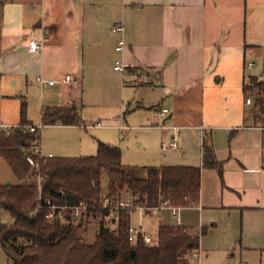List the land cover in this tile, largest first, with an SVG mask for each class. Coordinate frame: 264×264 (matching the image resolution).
<instances>
[{
  "label": "crops",
  "instance_id": "crops-1",
  "mask_svg": "<svg viewBox=\"0 0 264 264\" xmlns=\"http://www.w3.org/2000/svg\"><path fill=\"white\" fill-rule=\"evenodd\" d=\"M120 23L125 25L127 47L123 54L116 51L120 35L112 31ZM30 40L43 43V49L30 53ZM219 42H234V49L245 51L251 47L250 54L257 49L264 59V0H0L1 90L6 101L20 100L21 110L23 102L28 107L27 100L13 93L23 88L29 93L36 87L42 95V110L45 89L61 85H42L38 81L39 77L51 81L46 79L45 69L46 61H51L58 69H70L78 80L75 86L58 88L66 98V106L79 109L78 100L90 98L87 89L91 85L105 86L115 78L127 112L116 126L102 121L96 124L118 129L124 124L129 129L126 114L159 123L141 129L164 132L161 147L165 161L161 166L202 168L203 144L212 146L222 173L202 168L197 206L181 207L177 217L168 208L153 215L135 211L131 216V226L147 235L145 220L157 219L158 232L162 225L183 227L184 208L196 211L197 227L184 228L196 235L191 230L200 229L202 260L203 252L208 255L225 248L224 241L215 235L222 226L223 214L243 220L246 227L244 216L264 211V129L255 124L256 104L252 107V100L247 104L245 78L243 105L236 103L230 114L207 113V56L222 47ZM121 60L124 72H117L114 67ZM250 64L248 68L254 66ZM107 66L112 67L109 76L103 71ZM258 77L264 80L263 73ZM163 109L168 112L162 114ZM28 121L33 126L41 124ZM47 127L41 130V137ZM173 142L176 149L165 146ZM183 149L185 153L179 152ZM165 209L178 225L161 222L159 214ZM154 214L159 216L154 218ZM137 216L139 222L135 225L133 219ZM242 246L241 259L249 260L254 255L264 264L261 245Z\"/></svg>",
  "mask_w": 264,
  "mask_h": 264
},
{
  "label": "trees",
  "instance_id": "trees-1",
  "mask_svg": "<svg viewBox=\"0 0 264 264\" xmlns=\"http://www.w3.org/2000/svg\"><path fill=\"white\" fill-rule=\"evenodd\" d=\"M248 78L243 91L249 96L256 88L253 114L255 124L264 129V80ZM83 123L73 105L41 110L43 126ZM30 126L23 102L19 125L0 133V156L17 180L0 185V243L14 264H190L191 252L200 247V234L162 225L156 244L147 245L141 236L132 243L131 216L138 207L153 209L165 202L173 207L198 204L202 168L222 173L212 146L203 144L202 168L125 166L120 148L101 141L95 155L49 158L39 148L41 130L30 132ZM122 193L130 197L131 209L116 207ZM106 199L111 204L105 208ZM47 201L64 209L52 211ZM80 205L99 221L92 245L84 242L71 214V208ZM50 213L52 220L46 218Z\"/></svg>",
  "mask_w": 264,
  "mask_h": 264
},
{
  "label": "rangeland",
  "instance_id": "rangeland-1",
  "mask_svg": "<svg viewBox=\"0 0 264 264\" xmlns=\"http://www.w3.org/2000/svg\"><path fill=\"white\" fill-rule=\"evenodd\" d=\"M222 46L213 55L207 56L208 69L210 70L209 78L206 85V109L207 113L212 112L217 115L230 114L236 103L243 105L246 97L242 94L243 79L249 81L250 76H260L264 72V59L261 57L260 51L255 49L250 54L248 47L246 51L240 47L234 49V42H219ZM264 48V44H261ZM236 48V47H235ZM253 49V48H251ZM262 49V48H261ZM51 61H46V79L58 81L66 75H73L70 69H58L53 66ZM249 63L254 64L252 68H248ZM112 67H104L103 71L106 76L111 73ZM261 80V79H260ZM221 81V82H219ZM70 86V85H68ZM75 86V85H72ZM59 87H47L44 91L45 107H63L65 104V96L62 91H58ZM63 90V89H61ZM89 97L87 99L79 98V113L85 125L82 126H49L42 132L41 151L44 155L49 153L55 156L79 155L89 156L95 155L97 152V142L110 144L120 148L122 151V163L125 166H161L164 164L165 150L161 147L162 135L164 132L158 129H141V126H157V122H145L141 117L136 115L126 118L128 125L131 127L127 130L115 128H100L95 126L99 121L105 122L111 126L120 123L121 118L124 119V113L127 112L125 103H122L120 90L115 82L109 81L105 86L100 84L91 85L89 89ZM249 97L254 107L256 104V88L249 91ZM86 93V96L88 97ZM105 94V97L103 95ZM253 94V95H252ZM13 95H24L27 100V118L34 125L41 123V99L42 95L38 88L33 87L29 93L25 88ZM20 100L14 98L6 101L3 98L0 85V126L10 125L16 127L20 120ZM245 110H249L246 107ZM227 121V120H226ZM225 121V122H226ZM127 125V124H126ZM223 125V123H222ZM87 126V127H86ZM0 128V133L4 131ZM185 153L183 149L179 151ZM17 180L13 175L8 163L0 156V185L16 184ZM190 206H197L190 205ZM188 210V211H186ZM151 211L150 215H153ZM161 222L164 224L178 225L177 221L171 216V212L167 209L160 212ZM154 214V218L159 216ZM137 216L133 219L136 225L139 222ZM198 214L190 209H183L182 223L183 227H197ZM157 220V219H156ZM155 219L145 220L147 235L153 238L154 244L158 241L157 223ZM247 226H243V220L237 221L236 217L229 214H223L219 230L215 235L218 239L224 241L225 248L211 251L206 255L202 254L200 264H262L260 260L253 257L249 260L241 259L242 245L249 247L261 245L264 248V211L244 216ZM80 230V236L87 244H94L99 229V221L82 215L81 219L76 222ZM79 224V225H78ZM180 226V225H179ZM194 233L200 232L196 229L191 230ZM190 262V259H189ZM0 264H14L8 258L0 243Z\"/></svg>",
  "mask_w": 264,
  "mask_h": 264
},
{
  "label": "built area",
  "instance_id": "built-area-1",
  "mask_svg": "<svg viewBox=\"0 0 264 264\" xmlns=\"http://www.w3.org/2000/svg\"><path fill=\"white\" fill-rule=\"evenodd\" d=\"M112 31L114 34H118L120 35V39L117 43V46H116V51L123 54L125 49H126V40H125V25L124 23H120V24H117L116 26H114L112 28ZM28 51L30 53H33V54H36L38 53L39 51H41L43 49V43H39L37 40H30L29 43H28ZM252 64H250L251 66ZM124 68H125V64L123 62V60L121 61H117L116 62V66L114 67V70L117 71V72H124ZM38 81L42 84V85H54L55 83H58V84H61V85H75L77 84L78 80L75 76L73 75H66L64 76L63 78H61L60 80L58 81H47L45 79H43L42 77H39L38 78ZM251 103V99L248 98L247 99V104H250ZM162 114H166L168 112V110L166 109H163L162 111ZM95 126L97 127H100V128H105L103 127L100 123L96 124ZM1 128H4V132H7L9 133L11 131L12 128L14 127H10V126H1ZM44 128V126L42 124H40L39 126H30L28 128V130L30 132H36L37 130H42ZM120 129H127V127L124 125V124H121L119 126ZM165 146H168L169 148H172V149H176L177 148V144L176 142H173V143H168L166 144ZM52 155L49 156V158H51ZM111 204V201L106 199L104 201V207L106 208L108 205ZM46 207L49 208L50 210L52 211H55V210H63L64 208H61V207H56L54 206L50 201H47L45 203ZM116 207L117 208H122V209H131L132 207V203H131V199L130 197L128 196V194H125V193H122L121 194V197H120V200H118L116 202ZM41 205L38 206V209H41ZM164 208H168L172 211V214L174 217H177L178 213H179V210L181 207H173V206H170L168 202H165L163 203L160 207L158 208H153V209H145L144 207H138L135 211H140L141 213H144V212H149L151 213V211H153L154 213H157L159 212L161 209H164ZM88 207L86 205H80V206H75L73 208H71V214H72V217L73 219L75 220V222H78L82 215H88ZM47 219L49 220H52L54 218V213H50L46 216ZM141 236L142 239L144 240V242L147 244V245H153L154 242L152 241V239L144 234V233H141L139 232L136 228L132 227L131 224H130V229H129V240L130 242L134 243L136 242L137 238ZM190 264H200L201 263V251H200V248L194 250L191 252L190 254Z\"/></svg>",
  "mask_w": 264,
  "mask_h": 264
}]
</instances>
